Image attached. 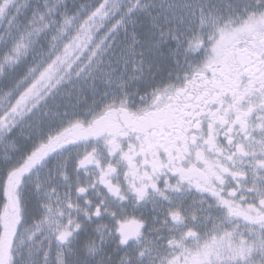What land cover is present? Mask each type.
<instances>
[{"label":"snow or ice","instance_id":"1","mask_svg":"<svg viewBox=\"0 0 264 264\" xmlns=\"http://www.w3.org/2000/svg\"><path fill=\"white\" fill-rule=\"evenodd\" d=\"M0 264H264V0H0Z\"/></svg>","mask_w":264,"mask_h":264},{"label":"rangeland","instance_id":"2","mask_svg":"<svg viewBox=\"0 0 264 264\" xmlns=\"http://www.w3.org/2000/svg\"><path fill=\"white\" fill-rule=\"evenodd\" d=\"M148 71V69H147V67L145 68V72H147Z\"/></svg>","mask_w":264,"mask_h":264}]
</instances>
